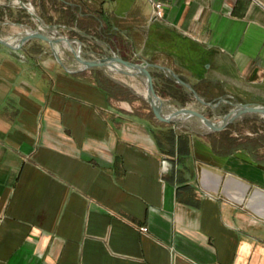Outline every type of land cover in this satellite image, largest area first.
<instances>
[{
  "label": "crops",
  "instance_id": "1",
  "mask_svg": "<svg viewBox=\"0 0 264 264\" xmlns=\"http://www.w3.org/2000/svg\"><path fill=\"white\" fill-rule=\"evenodd\" d=\"M74 1L105 26L122 14L146 59L207 100L264 105V0H166L163 19L138 0ZM24 14L0 4L1 37L33 29ZM79 64L42 39L0 44V264H264V115L167 123L109 69ZM150 70L161 97L156 72L190 93Z\"/></svg>",
  "mask_w": 264,
  "mask_h": 264
},
{
  "label": "rangeland",
  "instance_id": "2",
  "mask_svg": "<svg viewBox=\"0 0 264 264\" xmlns=\"http://www.w3.org/2000/svg\"><path fill=\"white\" fill-rule=\"evenodd\" d=\"M66 1L70 3L75 2L74 0H0V4L10 3L17 8H20L22 11H25L23 22L28 24L27 28L35 29L37 27L39 24V21L36 19L37 16L40 18H47L48 21H53L59 25L69 27H59L58 32L55 34L57 38L72 39V41L64 40L62 43L55 46L56 50L59 51V56L66 65L77 66L79 64L74 51L84 58H102L103 56L111 55L113 52H116L120 55L124 54L133 62H142L141 59L144 58L147 60L148 52H152V50L149 51L147 49V44L142 42L144 35H142L140 31H133L128 22L124 23L126 19L125 21L122 19V17H124L122 14L120 16L117 14L119 16L117 18L113 12L108 10V15L111 20L110 24L107 23V26H105L106 24L101 20L86 17L83 18L81 12L73 14L71 8H67L68 5L66 4ZM99 1L100 0H92L89 4L92 7L97 8ZM111 2L112 1L110 0L107 3L110 9L114 6V3ZM138 4L142 7L147 5L149 11L152 9L151 3L148 0H138ZM31 9L33 10L31 11ZM92 10L91 12H94ZM31 13H33L35 17ZM0 20L3 19L0 18ZM77 21L79 22L76 23ZM82 25L87 26V28L84 29L81 27ZM112 27H118L121 32ZM5 29L6 30L3 34L8 36V32L15 30L16 28L14 29L13 26H6ZM132 44L135 46L134 48L132 47ZM110 72V75L114 78L120 79L124 84L130 86L140 99H146L147 89L141 78L124 75L116 71ZM166 74L172 76L170 72H166ZM156 77L158 78L157 86L159 90L165 94L162 97L164 98V101L166 100V110H168V112L173 111L175 108L191 107L201 111L210 119L216 118V120L220 121L223 116L234 107L230 104L224 105L221 103L217 107L205 105L198 101L191 91L189 94L184 95L183 92L180 93L179 91L174 92L166 90L168 84H164L166 79L164 73L156 72ZM174 80L177 82L175 78ZM175 84L179 85L180 83L178 82ZM199 95L206 101H210L200 93ZM210 102L219 103L218 100H212Z\"/></svg>",
  "mask_w": 264,
  "mask_h": 264
},
{
  "label": "water",
  "instance_id": "3",
  "mask_svg": "<svg viewBox=\"0 0 264 264\" xmlns=\"http://www.w3.org/2000/svg\"><path fill=\"white\" fill-rule=\"evenodd\" d=\"M31 14L34 16L33 13ZM36 19L41 23L43 27H45L42 19L39 16H37ZM59 27L62 26L60 25L55 26V28L57 29ZM36 38L48 42L51 45L54 55L59 61V63L64 67H66L65 63L62 61L61 57L59 56V53L57 52L55 46L57 44L62 43V41L64 40L72 41V39L52 37L48 35L46 32H44V30L41 28L31 29L29 31H26L24 34L20 36L19 41L16 43L12 42L8 38L7 39L3 38L0 35V44H3L11 49L18 50V49H24V44L26 42ZM74 53L76 55L77 60L81 64V67L79 68L78 71H81L83 69L102 67L109 69L110 71H116L118 73H122L124 75L141 78L144 81L147 89L146 99L150 103L154 114L157 116L159 120L167 123L179 124L191 117H196L198 120H200L203 129L209 131H217V130L225 129L230 123L234 122L237 118L242 117L243 115L246 114L264 115V105L253 104V103H242V102L233 103L234 107L228 113H226L220 121H214L209 117H207L201 111L191 107L175 108L173 111L168 112V110H166V103L164 99L156 91L154 85V77L150 70L151 67H157L164 70H168L172 74V76L177 80V82L187 87L193 93L194 97L201 103L213 107L219 106V103L206 101L204 98H202L199 95V93L195 90L193 85H191L188 81L180 77L175 72L171 71L169 68H166L156 63H152L148 60L142 62H133L123 58L121 55L117 54L116 52H113L111 55H107L102 58H84L80 54H77L76 51H74ZM68 71L73 72L71 70Z\"/></svg>",
  "mask_w": 264,
  "mask_h": 264
},
{
  "label": "built area",
  "instance_id": "4",
  "mask_svg": "<svg viewBox=\"0 0 264 264\" xmlns=\"http://www.w3.org/2000/svg\"><path fill=\"white\" fill-rule=\"evenodd\" d=\"M152 6L153 19H163L164 17V7L166 0H148ZM141 230L146 232L148 230L147 227H142Z\"/></svg>",
  "mask_w": 264,
  "mask_h": 264
},
{
  "label": "bare ground",
  "instance_id": "5",
  "mask_svg": "<svg viewBox=\"0 0 264 264\" xmlns=\"http://www.w3.org/2000/svg\"><path fill=\"white\" fill-rule=\"evenodd\" d=\"M32 7V6H31ZM33 9H31V11H32ZM43 27V26H42ZM81 45V44H80ZM58 47V46H57ZM57 52H59V51H57ZM147 93V92H146Z\"/></svg>",
  "mask_w": 264,
  "mask_h": 264
}]
</instances>
